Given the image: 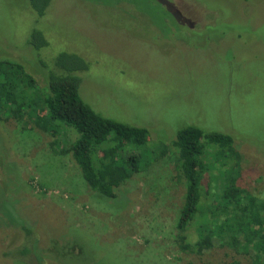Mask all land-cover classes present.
Segmentation results:
<instances>
[{"label": "rangeland", "instance_id": "rangeland-1", "mask_svg": "<svg viewBox=\"0 0 264 264\" xmlns=\"http://www.w3.org/2000/svg\"><path fill=\"white\" fill-rule=\"evenodd\" d=\"M37 30L48 42L40 51L27 44ZM61 52L88 64L79 73L82 100L146 129L156 153L105 199L61 154L71 135L55 141L31 121L3 116L0 264H252L256 252L241 240L214 238L203 254L179 249L184 188L173 154L157 148L187 126L230 135L237 183L263 204L264 0H53L41 18L25 0H0V61L21 65L41 89L37 64ZM206 164L213 208L229 164ZM200 225L188 229L190 245Z\"/></svg>", "mask_w": 264, "mask_h": 264}, {"label": "trees", "instance_id": "trees-1", "mask_svg": "<svg viewBox=\"0 0 264 264\" xmlns=\"http://www.w3.org/2000/svg\"><path fill=\"white\" fill-rule=\"evenodd\" d=\"M52 1L25 0V3L29 11L41 18ZM27 44L36 51L48 47L38 30L31 33ZM37 66L43 71L41 89H36L35 79L21 65L0 61V120L9 115L22 123L31 121L55 141L64 133L71 135V145L61 150V154L71 155L91 192L115 199L116 190L139 172L138 162L156 153L147 148L148 131L102 117L82 100L79 73L85 72L88 64L80 56L61 52L52 57L49 65L41 62ZM158 150L173 154L184 188L174 227L179 249L203 254L211 248L214 238L222 242L226 238V244L241 240L256 252L252 264H264V202L259 203L237 183L239 172L231 164L232 159H237L232 137L187 126L176 133L168 146L161 145ZM211 158L229 164L224 189L213 208L206 207L205 191L212 179L207 175L211 165L206 164ZM195 223L201 225L197 230L194 228L197 240L190 245L187 232Z\"/></svg>", "mask_w": 264, "mask_h": 264}]
</instances>
